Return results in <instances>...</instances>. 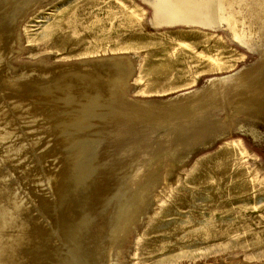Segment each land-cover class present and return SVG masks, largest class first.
<instances>
[{
	"label": "rangeland",
	"instance_id": "374dc122",
	"mask_svg": "<svg viewBox=\"0 0 264 264\" xmlns=\"http://www.w3.org/2000/svg\"><path fill=\"white\" fill-rule=\"evenodd\" d=\"M261 82L264 0H0V264H264Z\"/></svg>",
	"mask_w": 264,
	"mask_h": 264
},
{
	"label": "bare ground",
	"instance_id": "6f19581e",
	"mask_svg": "<svg viewBox=\"0 0 264 264\" xmlns=\"http://www.w3.org/2000/svg\"><path fill=\"white\" fill-rule=\"evenodd\" d=\"M185 12H187V14H190V11H188V10H185ZM254 78V77H253ZM252 80V79H251ZM261 81H262V79H261ZM250 82H253V81H250ZM256 82V81H255ZM262 83V82H261ZM263 85H264V82L262 83ZM23 86V85H22ZM263 88V87H262ZM32 90V89H31ZM259 90V89H258ZM11 91H12V89H11ZM260 91V90H259ZM17 92V91H16ZM32 92V91H31ZM258 92V91H257ZM56 93V92H55ZM37 94V93H36ZM56 95V94H55ZM232 95V94H231ZM21 97V96H20ZM31 98H32V96H30ZM35 97H38V95L37 96H35ZM17 98V97H16ZM23 99V98H22ZM36 100V99H35ZM13 101V100H12ZM22 104V103H21ZM207 131V129L205 130V131H202V135L204 134V132H206ZM201 136V134L198 136V137H196V138H199ZM13 153V152H12ZM82 157V156H81ZM77 165H79L78 163H77ZM78 168H80L79 166H78ZM78 168L76 169V173L78 174V175H80L79 176V178L80 177H82V174L80 173V172H78ZM90 172V171H89ZM76 173H75V175H74V178L76 179V180H78V181H81V179H79V178H76L77 177V175H76ZM63 175V174H62ZM88 175V174H87ZM72 181V178H67L66 179V181ZM97 183V182H96ZM64 185V184H63ZM95 186V185H94ZM96 188V187H95ZM67 194H69L67 191H64V192H62L61 193V197H66L67 196ZM71 194H73V193H71ZM116 209V208H115ZM3 210H4V208H3ZM117 211V210H116ZM116 211H114V213H113V219H115L116 218ZM1 213V212H0ZM2 213L4 214V212L2 211ZM7 214V213H6ZM8 215V214H7ZM2 219V218H1ZM3 220H5V218L3 219ZM2 220V221H3ZM81 223H82V221H80L78 224H76V225H73L70 229L71 230H69V234H70V232L72 231V229H73V231H72V236H74V235H77V230H78V228H80V225H81ZM67 232H68V230H67ZM77 232V233H76ZM81 232V231H80ZM79 232V233H80ZM79 233H78V235H79ZM67 235V234H66ZM22 238V237H21ZM21 238H16L15 240H14V242H12L11 244H13L14 243V245H16L17 246V244L19 243V239H21ZM1 239V238H0ZM2 240V239H1ZM9 243V242H8ZM7 243V244H8ZM1 244V243H0ZM5 244V243H4ZM4 244H3V246H4ZM10 244V243H9ZM9 246H12V245H9ZM15 246V247H16ZM6 247V246H5ZM4 247V248H5ZM6 248H8V247H6ZM11 247H9V249H10ZM12 251H13V249H11ZM11 250H9V251H11ZM18 250V249H17ZM6 252V250H4V253ZM7 252H8V250H7ZM2 253V252H1ZM10 253H12V252H10ZM9 253V254H10ZM15 253H16V251H15ZM33 253V252H32ZM13 254V253H12ZM12 254H10V255H12ZM17 254H19V253H17ZM6 255V254H5ZM12 256H14V255H12ZM17 256V255H16ZM16 256L15 257H13V260H12V257H10L11 258V261H13V262H15L16 263V261H14V258H16ZM1 257V256H0ZM6 257H7V255H6ZM19 258V257H18ZM12 262H10V264H11ZM14 263V264H15ZM36 264V263H35Z\"/></svg>",
	"mask_w": 264,
	"mask_h": 264
}]
</instances>
